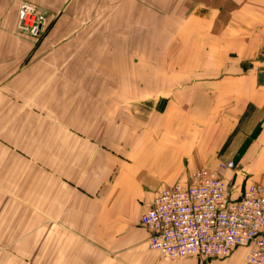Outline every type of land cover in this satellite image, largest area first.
Returning <instances> with one entry per match:
<instances>
[{
    "label": "rangeland",
    "instance_id": "rangeland-1",
    "mask_svg": "<svg viewBox=\"0 0 264 264\" xmlns=\"http://www.w3.org/2000/svg\"><path fill=\"white\" fill-rule=\"evenodd\" d=\"M25 4L34 8L28 28L20 19ZM14 37L15 54L12 41L1 44L13 53H0V61H20L0 83V264H99L93 253L105 252L113 230L104 222L112 214L102 211L117 173L109 158L129 157L148 132L202 129L206 110L213 137L209 162L197 169L217 171L235 198L250 184L264 187L245 177L235 196L232 183L247 175L239 154L260 127L238 124L223 147L214 115L243 103L252 119L255 71L264 77V0H23ZM241 129L251 134L234 154L227 144ZM60 139L86 141L84 157L73 161L81 172L71 178L64 221L45 211L46 151L55 153ZM229 161L235 166L223 167ZM85 173L91 185L77 186ZM61 183L59 176L53 184Z\"/></svg>",
    "mask_w": 264,
    "mask_h": 264
},
{
    "label": "crops",
    "instance_id": "crops-1",
    "mask_svg": "<svg viewBox=\"0 0 264 264\" xmlns=\"http://www.w3.org/2000/svg\"><path fill=\"white\" fill-rule=\"evenodd\" d=\"M23 0H0V53L5 52L15 54V47L18 49L21 43H15V29L18 18L19 5ZM28 1V0H27ZM165 2L166 0H162ZM1 41H12L13 46L7 49L1 44ZM4 46L5 49H2ZM10 46H8L10 48ZM14 47V48H13ZM10 52V53H9ZM11 55H9L10 57ZM15 58V57H13ZM13 60V59H12ZM20 61L5 62L0 61V83H7L16 71V65ZM254 75L253 106L254 111L252 119L245 117L243 103H237L241 110L231 112L229 110H216L214 115L221 117V139L219 143L225 146L230 130H235L238 124L241 126L244 122L253 123L260 127L253 141L248 144L242 154H239V163L248 165L246 174H241L233 180L234 188L242 185L244 178L247 183L257 182L264 184V77L258 74ZM13 77V76H12ZM209 89V86H207ZM237 99L245 95L241 91L235 92ZM204 102L206 109L209 108V92L206 93ZM243 102V101H242ZM207 125L202 129L190 130V132H148L145 138H142L136 149L129 157H118L108 161L107 168L117 167L113 181L108 184L106 207L102 211H108L112 218L105 219L106 227L113 229L103 243L104 251L93 253L95 260L99 264H198L196 257L178 258L172 261H161V255L158 251L149 247L148 238L150 231L141 224V215L145 212L148 205L158 196L159 192L166 186L178 182L186 181L193 170L198 165L209 162V137L212 138V131L209 130V110L205 112ZM247 120V121H246ZM199 128L198 126H196ZM254 127V128H256ZM230 128V129H229ZM242 130V129H241ZM244 131V132H242ZM237 133L231 145L228 147L232 153H238L249 132L242 130ZM220 132V131H219ZM53 143V141H52ZM86 141H73L60 139L56 141L55 150L56 159L60 160L61 165L54 167V152L46 151V207L45 211L58 212L61 220L64 221L65 213L69 211L71 178L80 177V163L74 165L75 159L83 158L85 151L81 147H86ZM230 145V146H229ZM48 147V143L46 145ZM54 146L52 147L55 148ZM59 147L61 148L59 150ZM95 154L102 155L98 150ZM96 157V155H94ZM101 170V168H100ZM83 171V168H82ZM92 171H90L91 176ZM94 173V172H93ZM85 180L79 187H88L91 183ZM61 177L62 183L56 188L54 180ZM3 177L0 174V179ZM5 182V179L3 180ZM101 182H98L100 185ZM242 188H237L235 196H239ZM233 195V196H234ZM4 209L0 212L4 213ZM245 248L238 249L232 256L222 259H216L210 264H243ZM96 262V261H95ZM97 264V263H96Z\"/></svg>",
    "mask_w": 264,
    "mask_h": 264
},
{
    "label": "built area",
    "instance_id": "built-area-1",
    "mask_svg": "<svg viewBox=\"0 0 264 264\" xmlns=\"http://www.w3.org/2000/svg\"><path fill=\"white\" fill-rule=\"evenodd\" d=\"M33 11L28 4L21 8L24 28ZM234 166V161L223 165ZM141 223L150 231L149 247L164 258L225 257L243 247V264H264V187L259 184L235 198L217 171L200 168L184 183L163 189Z\"/></svg>",
    "mask_w": 264,
    "mask_h": 264
}]
</instances>
